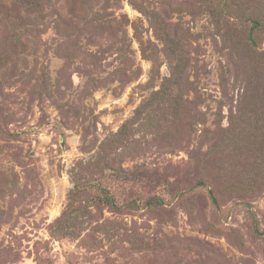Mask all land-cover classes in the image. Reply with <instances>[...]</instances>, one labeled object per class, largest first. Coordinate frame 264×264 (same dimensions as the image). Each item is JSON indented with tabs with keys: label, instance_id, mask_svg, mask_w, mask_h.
Segmentation results:
<instances>
[{
	"label": "rangeland",
	"instance_id": "rangeland-1",
	"mask_svg": "<svg viewBox=\"0 0 264 264\" xmlns=\"http://www.w3.org/2000/svg\"><path fill=\"white\" fill-rule=\"evenodd\" d=\"M0 264H264V0H0Z\"/></svg>",
	"mask_w": 264,
	"mask_h": 264
},
{
	"label": "trees",
	"instance_id": "trees-1",
	"mask_svg": "<svg viewBox=\"0 0 264 264\" xmlns=\"http://www.w3.org/2000/svg\"><path fill=\"white\" fill-rule=\"evenodd\" d=\"M123 130H124V128H123ZM123 130H122V131H123Z\"/></svg>",
	"mask_w": 264,
	"mask_h": 264
}]
</instances>
